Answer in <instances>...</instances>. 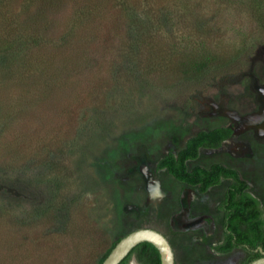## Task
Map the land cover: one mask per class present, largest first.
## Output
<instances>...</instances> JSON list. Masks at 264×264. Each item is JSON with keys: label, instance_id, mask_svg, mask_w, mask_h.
<instances>
[{"label": "rangeland", "instance_id": "374dc122", "mask_svg": "<svg viewBox=\"0 0 264 264\" xmlns=\"http://www.w3.org/2000/svg\"><path fill=\"white\" fill-rule=\"evenodd\" d=\"M94 1L0 0V264H99L141 228L177 264H243L213 249L231 180L200 193L156 165L232 127L189 167L239 169L264 207V0Z\"/></svg>", "mask_w": 264, "mask_h": 264}, {"label": "trees", "instance_id": "16d2710c", "mask_svg": "<svg viewBox=\"0 0 264 264\" xmlns=\"http://www.w3.org/2000/svg\"><path fill=\"white\" fill-rule=\"evenodd\" d=\"M82 6L84 7L76 10L78 16L87 14L90 7H96L94 0H84ZM261 6L263 7L261 4L258 6L259 10L264 11ZM18 47L17 54L23 55L25 48ZM241 63L242 60L239 59L220 68H209L202 73L199 82L204 86L213 85L224 72L233 75ZM233 133L232 127L199 131L187 140L185 147L180 151H170L162 157L156 165V170H166L177 181L197 187L200 193L208 192L212 187L220 185L223 180H231L219 205V209L224 213V237L213 249L220 254H228L236 248L244 249L248 256L243 264H250L262 256L259 248L264 249V207L261 201L250 192L249 182L235 167L219 162L209 167L202 165L189 167V162L197 160L203 149L220 148ZM120 240L113 243L99 264L103 263ZM133 256L140 264H161V254L150 242L138 244L120 264H128Z\"/></svg>", "mask_w": 264, "mask_h": 264}, {"label": "water", "instance_id": "95a60500", "mask_svg": "<svg viewBox=\"0 0 264 264\" xmlns=\"http://www.w3.org/2000/svg\"><path fill=\"white\" fill-rule=\"evenodd\" d=\"M142 242H150L159 250L161 254V264H177L173 247L168 238L160 231L152 228H141L122 238L102 264H120L133 248ZM259 250L262 256L253 260L250 264H264V249L259 248ZM134 257L135 256H133L131 260Z\"/></svg>", "mask_w": 264, "mask_h": 264}]
</instances>
